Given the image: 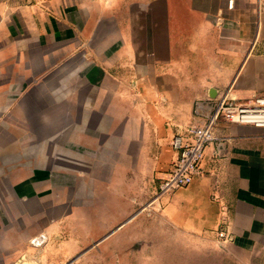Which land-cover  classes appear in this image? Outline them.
<instances>
[{
    "label": "crops",
    "instance_id": "1",
    "mask_svg": "<svg viewBox=\"0 0 264 264\" xmlns=\"http://www.w3.org/2000/svg\"><path fill=\"white\" fill-rule=\"evenodd\" d=\"M223 92L264 95L259 0H0V264L33 243L34 189L58 226L101 228L79 241L94 264H264V127L220 121L193 183L154 200L176 131Z\"/></svg>",
    "mask_w": 264,
    "mask_h": 264
},
{
    "label": "built area",
    "instance_id": "2",
    "mask_svg": "<svg viewBox=\"0 0 264 264\" xmlns=\"http://www.w3.org/2000/svg\"><path fill=\"white\" fill-rule=\"evenodd\" d=\"M264 7V1L259 0ZM233 5V1H230ZM220 121L253 124L264 127V95H256L247 101H239L223 92L216 97L198 99L193 107V120L179 127L171 140L176 157L171 170L162 178L154 200L169 198L182 187L193 183L202 170L206 148L218 137L216 126ZM217 198V196H214ZM227 207L222 204L218 238L228 242L233 236L225 227Z\"/></svg>",
    "mask_w": 264,
    "mask_h": 264
},
{
    "label": "rangeland",
    "instance_id": "3",
    "mask_svg": "<svg viewBox=\"0 0 264 264\" xmlns=\"http://www.w3.org/2000/svg\"><path fill=\"white\" fill-rule=\"evenodd\" d=\"M34 108L32 111H37V107H42L43 111L45 112L46 109V99H39L36 101L34 99ZM46 113L44 114H36L30 112L26 116H24L23 121L28 127L29 133H37L39 135V139L45 137L47 132L36 131V125L41 118H46ZM32 129V130H30ZM25 133V132H24ZM34 141V137H33ZM24 142L25 138H24ZM34 144V142H33ZM26 150V149H25ZM25 154H33L34 155V147L32 149H27L24 151ZM38 163H34L36 166ZM46 166L47 164H39L40 166ZM52 164H49L50 166ZM56 171H61L63 163L61 160L55 162L53 165ZM73 169H78V164H71ZM39 180L34 179V182H38ZM34 242L31 246L27 245L28 238L31 237L30 229L31 227L27 226L23 227V245L24 253L23 259L21 264H94L93 258L89 259H81L83 255L84 247L83 241H89L94 236H97L95 231H99L101 228H80V227H70V226H58L61 222L68 219L71 212L69 210L62 211V210H55L58 206L55 205L56 203L46 202L44 200L45 194L38 195L36 194V190L34 189ZM29 202V201H27ZM25 205V203H24ZM68 205L70 206L71 203ZM66 206L67 205H63ZM76 212L75 214H77ZM25 215V213H24ZM104 229V228H102ZM88 231H91L88 232ZM40 237H43L42 240H39ZM39 240V242L36 241ZM82 241L81 243L79 241ZM30 247V248H29ZM83 251V252H82Z\"/></svg>",
    "mask_w": 264,
    "mask_h": 264
},
{
    "label": "water",
    "instance_id": "4",
    "mask_svg": "<svg viewBox=\"0 0 264 264\" xmlns=\"http://www.w3.org/2000/svg\"><path fill=\"white\" fill-rule=\"evenodd\" d=\"M33 242H34V239H33Z\"/></svg>",
    "mask_w": 264,
    "mask_h": 264
}]
</instances>
